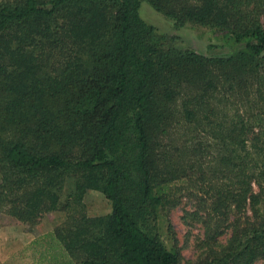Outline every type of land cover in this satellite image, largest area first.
<instances>
[{
	"label": "trees",
	"instance_id": "trees-1",
	"mask_svg": "<svg viewBox=\"0 0 264 264\" xmlns=\"http://www.w3.org/2000/svg\"><path fill=\"white\" fill-rule=\"evenodd\" d=\"M143 1L243 49H178ZM87 191L110 213L89 216ZM181 191L203 228L193 264L264 259V0H0V213H64L34 263L181 264L153 232Z\"/></svg>",
	"mask_w": 264,
	"mask_h": 264
},
{
	"label": "rangeland",
	"instance_id": "rangeland-1",
	"mask_svg": "<svg viewBox=\"0 0 264 264\" xmlns=\"http://www.w3.org/2000/svg\"><path fill=\"white\" fill-rule=\"evenodd\" d=\"M139 16L156 28L159 34L170 37L172 45L178 49L191 50L207 57H227L243 49V44L235 42L227 31L188 24L177 27L145 1L140 3ZM176 198L178 201L174 208L158 212L153 232L159 234L168 248L173 245L177 247L181 264H193L204 256L205 251L200 249L203 228L194 218L187 216V213L195 210V203L186 196V191L177 192ZM83 202L89 216L106 215L111 211L109 201L97 191H87ZM63 220L64 213H49L30 227L0 213V264H35L31 242L53 231ZM168 225L171 231H168ZM227 235L221 240L224 241ZM255 264H264V259Z\"/></svg>",
	"mask_w": 264,
	"mask_h": 264
}]
</instances>
